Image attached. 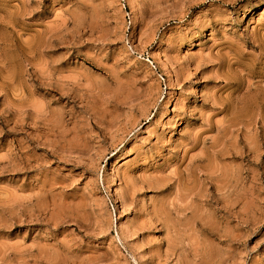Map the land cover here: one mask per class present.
<instances>
[{
  "label": "rangeland",
  "instance_id": "rangeland-1",
  "mask_svg": "<svg viewBox=\"0 0 264 264\" xmlns=\"http://www.w3.org/2000/svg\"><path fill=\"white\" fill-rule=\"evenodd\" d=\"M0 264H264V0H0Z\"/></svg>",
  "mask_w": 264,
  "mask_h": 264
}]
</instances>
